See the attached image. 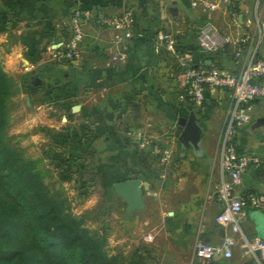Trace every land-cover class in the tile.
Returning <instances> with one entry per match:
<instances>
[{
    "label": "crops",
    "instance_id": "0c3cea01",
    "mask_svg": "<svg viewBox=\"0 0 264 264\" xmlns=\"http://www.w3.org/2000/svg\"><path fill=\"white\" fill-rule=\"evenodd\" d=\"M85 6L97 17L134 11L138 32L127 43L124 60L111 61L112 33L95 22L87 28L89 43L73 61L53 59V51L58 49L54 45L66 39L64 30L71 13ZM212 22L222 33L230 34L222 14H214ZM201 23L190 0H0V43L13 47L8 60L20 63L22 74L28 77L23 87L27 106L30 111L44 105L53 109L49 116L38 115L43 131L61 132L76 122L75 116L89 119L85 127L88 135L77 138V146L85 141L91 150L101 152L100 161L89 163V188L93 187L89 197L97 192L94 187L98 184L102 201L89 202L103 203L101 216L117 223V242L123 252L111 254L130 253V236L138 225L152 235L160 251L155 254L156 264H204L194 257L197 239L218 245L226 236H235L215 221L221 208L217 185L228 179L218 166L228 92L219 89L207 93L200 107L180 98L184 91L180 59L157 38L159 33L172 35L181 57L192 65L209 61L238 70L246 51L235 62L225 50L210 54L194 50L198 44L196 27ZM233 32L241 33L240 29ZM260 52L264 54V43ZM68 83L78 86L76 95L57 101L47 98L50 88ZM191 111L202 130L198 151L182 149L178 141L179 119ZM147 122L153 124L152 142L136 149L128 130ZM236 145L239 153L257 156L263 162L247 168L235 192L264 194V99L253 103L251 121L239 129ZM164 149L170 151L166 163L158 158ZM90 154V159L96 156ZM130 179L139 181L143 207L128 211L114 185ZM240 227L248 237L264 240V208L245 209ZM262 255L264 252L257 253V257ZM212 264L257 263L253 256L234 247L231 257H217Z\"/></svg>",
    "mask_w": 264,
    "mask_h": 264
},
{
    "label": "built area",
    "instance_id": "2783aa9c",
    "mask_svg": "<svg viewBox=\"0 0 264 264\" xmlns=\"http://www.w3.org/2000/svg\"><path fill=\"white\" fill-rule=\"evenodd\" d=\"M190 6L202 19V23L196 27L201 52L210 54L225 50L235 62L247 52L242 66L235 71L221 68L209 61L192 65L181 57L172 35H157L165 43L166 49L180 59L184 75V91L179 95L180 98L200 107L209 92L225 89L229 97L218 151V166L222 172L227 173L228 179H221L217 185L216 198L221 208L215 221L225 232L230 231L235 236H226L218 245L197 239L194 257L204 264H212V260L217 257H231L233 248L239 247L243 255L253 256L257 264H264V255L257 257V253L264 252V240L257 236L248 237L240 227L245 209L264 208V194L235 192L247 168L263 162L257 156L239 153L236 136L239 129L251 121L253 103L264 99V54L260 52L264 41V0H190ZM216 13L224 16L232 29L230 34L222 33L215 27L212 20ZM93 22L112 33L111 61L124 60L127 43L136 32L134 11L126 9L119 14L97 17L89 6L73 10L66 22L69 35L64 41L54 45L58 49L53 51V59L59 62L73 61L89 43L87 28ZM235 29H240L241 33L234 35ZM152 129L153 124L150 122L143 127L130 128L127 134L132 146L136 149L146 148L152 142ZM158 158L166 163L170 158V151H160ZM143 239L152 241V235L147 233Z\"/></svg>",
    "mask_w": 264,
    "mask_h": 264
},
{
    "label": "trees",
    "instance_id": "16d2710c",
    "mask_svg": "<svg viewBox=\"0 0 264 264\" xmlns=\"http://www.w3.org/2000/svg\"><path fill=\"white\" fill-rule=\"evenodd\" d=\"M64 31L68 37L66 25ZM199 49L197 44L194 50ZM77 91L76 84H63L50 88L47 98L64 100ZM12 93L13 82L0 66V264H142L138 251L109 253L106 237L89 233L70 212L66 197L49 191L38 170L5 142ZM22 228L29 229V239L20 234Z\"/></svg>",
    "mask_w": 264,
    "mask_h": 264
},
{
    "label": "rangeland",
    "instance_id": "374dc122",
    "mask_svg": "<svg viewBox=\"0 0 264 264\" xmlns=\"http://www.w3.org/2000/svg\"><path fill=\"white\" fill-rule=\"evenodd\" d=\"M11 52L13 54V47H5L0 43V66L13 82V93L7 101V123L2 132L3 139L38 170L49 191L66 197L70 212L83 221V226L89 233L106 237L109 253H122L123 249L117 242L119 237L117 223L111 224L100 214L103 211V203H99L102 200L98 184L94 187L97 192L89 197V189L93 191V187L89 188V163L100 161L101 157L100 149L91 150L85 141L83 146H77L80 140L77 138L88 135L89 129L85 127L89 126V119L75 116L76 122H72L61 132L59 130L56 133L51 132L50 128L43 131V122H38V115L49 116L53 109L44 105L33 109L34 111L29 110L27 96L25 97L26 93L23 91L28 77L22 74L23 68L20 63L13 64V60L11 62L8 60ZM55 113L58 115L57 111ZM39 128L43 133L39 132ZM90 153L96 156L90 159ZM91 199H97L99 202L90 205ZM20 234L27 239L31 236L28 228L20 229ZM143 234H146V230L141 225L132 229L130 236L132 247L128 252L138 251L142 264H156L158 261L154 259L155 254L160 251L157 250L155 241H145Z\"/></svg>",
    "mask_w": 264,
    "mask_h": 264
},
{
    "label": "water",
    "instance_id": "95a60500",
    "mask_svg": "<svg viewBox=\"0 0 264 264\" xmlns=\"http://www.w3.org/2000/svg\"><path fill=\"white\" fill-rule=\"evenodd\" d=\"M179 136L182 149L198 151L202 137L201 126L193 111L187 117L179 119ZM115 192L122 197L127 204L128 211L143 207L139 181L137 179L124 180L114 185Z\"/></svg>",
    "mask_w": 264,
    "mask_h": 264
}]
</instances>
